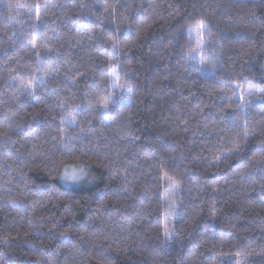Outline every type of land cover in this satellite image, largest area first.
<instances>
[{"label":"trees","instance_id":"1","mask_svg":"<svg viewBox=\"0 0 264 264\" xmlns=\"http://www.w3.org/2000/svg\"><path fill=\"white\" fill-rule=\"evenodd\" d=\"M0 264H264V0H0Z\"/></svg>","mask_w":264,"mask_h":264},{"label":"rangeland","instance_id":"2","mask_svg":"<svg viewBox=\"0 0 264 264\" xmlns=\"http://www.w3.org/2000/svg\"><path fill=\"white\" fill-rule=\"evenodd\" d=\"M75 175V176H77L78 177V179H79V177L80 176H82L83 174L80 172V170H78V169H72V170H70L69 171V173H67V175ZM64 176V175H63ZM66 176V175H65ZM64 176V177H65ZM62 178L61 179V181H62V183L65 185V186H67V187H73V186H75L76 185V183H77V181H78V179L76 180V181H72V180H67V179H65V178Z\"/></svg>","mask_w":264,"mask_h":264},{"label":"snow or ice","instance_id":"3","mask_svg":"<svg viewBox=\"0 0 264 264\" xmlns=\"http://www.w3.org/2000/svg\"><path fill=\"white\" fill-rule=\"evenodd\" d=\"M64 178L67 179V180H72V181H76L78 179V177L75 176L74 174L73 175H67L66 174V176Z\"/></svg>","mask_w":264,"mask_h":264}]
</instances>
